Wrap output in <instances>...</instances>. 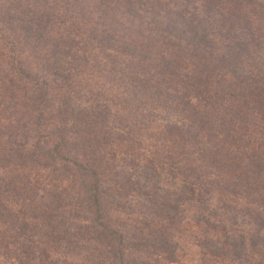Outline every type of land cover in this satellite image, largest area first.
I'll return each instance as SVG.
<instances>
[{
  "label": "trees",
  "instance_id": "obj_1",
  "mask_svg": "<svg viewBox=\"0 0 264 264\" xmlns=\"http://www.w3.org/2000/svg\"><path fill=\"white\" fill-rule=\"evenodd\" d=\"M186 218L200 262L264 264V6L0 0V250L176 264Z\"/></svg>",
  "mask_w": 264,
  "mask_h": 264
},
{
  "label": "rangeland",
  "instance_id": "obj_2",
  "mask_svg": "<svg viewBox=\"0 0 264 264\" xmlns=\"http://www.w3.org/2000/svg\"><path fill=\"white\" fill-rule=\"evenodd\" d=\"M252 1H256L260 5L264 6V0H252ZM86 84L88 85V87L94 90L100 89L101 90L100 93H107L109 92V90L115 89V88L112 89L113 86L109 81L105 79H98L96 76H92V78H90L89 81L85 82V85ZM171 95H174V94L172 92H168L166 94L165 97L167 98V100L171 99ZM172 107H173L172 105L167 106L165 104H160L159 107L154 112H152L153 117H151V120L154 121L156 125H160V126L166 125L169 122L178 124V121L180 120L181 117L177 115V112L172 111ZM57 175L58 174L56 173L54 176V179L57 177ZM50 178L52 179L53 177H50ZM50 178L49 180H51ZM53 183L57 184V188L61 190H63V188H66L67 186L65 181L63 182V181L57 180V182H54L53 180ZM237 203L240 206L245 205L240 200H238ZM8 205L14 208L15 210L19 209L17 203L12 204L11 202H9ZM81 214H85V213L81 212ZM186 221H187V218L184 220L182 224H177L176 226H173L174 228L178 229V231L181 232V234H183L182 236H178L179 239H177V242H179V246L182 249V253H181L182 257L180 261L178 260L176 264H214L210 262L209 263L200 262L199 250L196 248V245L194 243V235L197 234L196 229L195 228L190 229V227L187 226L188 224H186ZM4 228L5 227H3V225L0 224V231H3ZM85 246L93 248L92 244H85L84 247ZM45 249H46V252H50L49 247ZM98 249L103 250L101 247H98ZM55 257L52 256V260H60L59 257L57 256ZM66 263L67 264H100V263L104 264L103 260L97 256L96 252H94L92 255H89L86 249L80 251L77 256H74L70 259H66ZM0 264H18V262L13 259L9 251L5 252L3 250H0Z\"/></svg>",
  "mask_w": 264,
  "mask_h": 264
}]
</instances>
